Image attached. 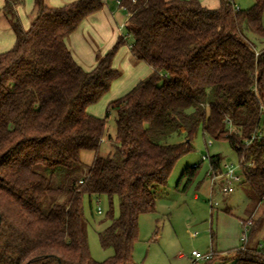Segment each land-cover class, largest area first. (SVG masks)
<instances>
[{"label": "trees", "instance_id": "1", "mask_svg": "<svg viewBox=\"0 0 264 264\" xmlns=\"http://www.w3.org/2000/svg\"><path fill=\"white\" fill-rule=\"evenodd\" d=\"M117 1L129 14L131 54L152 73L110 102L102 118L88 108L120 77L113 62L126 36L90 71L75 60L66 40L104 8V1L52 6L35 0L26 27L18 14L24 1L5 0L2 10L15 42L0 53V264H135L140 217L156 210V190L168 186L179 159L194 151L200 129L211 139L229 142L243 185L257 204L264 203V135L247 143L261 128L264 133V0L246 10L234 0H219L216 8L200 0ZM112 111L115 152L102 157ZM174 135L180 142L169 143ZM83 151L96 157L77 177ZM209 164L211 172L221 170L222 156H210ZM200 168L187 167L178 186L185 181L188 188ZM59 170L68 180L54 186ZM64 193V202L42 211L44 198ZM85 195H106L111 205L114 197L120 200L119 216L111 206L110 224L99 233L101 246L114 250L102 262L91 255ZM249 212L248 220H241H252L244 245L214 251L210 259L193 264H264L259 247L264 240L256 238L262 219Z\"/></svg>", "mask_w": 264, "mask_h": 264}, {"label": "rangeland", "instance_id": "2", "mask_svg": "<svg viewBox=\"0 0 264 264\" xmlns=\"http://www.w3.org/2000/svg\"><path fill=\"white\" fill-rule=\"evenodd\" d=\"M234 1L236 7L243 10L251 8L255 3V0ZM46 3L53 4L51 0H46ZM19 8L23 11L24 18L28 17L26 20L29 25L32 14L28 12V3L24 1ZM122 30L128 44L132 43L134 39L131 35H127L126 25ZM14 41V32L11 30L3 10L0 9V53L10 49ZM128 44L126 45L128 46ZM115 68L119 70L120 76L126 74L127 69L124 65H116ZM128 90L129 88L119 94L109 92L110 94L105 95L100 102L88 108L89 113L102 118L106 117L108 102L119 98ZM116 131V112L112 111L107 117L106 134L101 144L100 156L110 157L114 154ZM231 131L239 132L235 127ZM180 140V137L174 135L169 139V143H178ZM192 144L194 151L179 159L170 175L168 186L156 190V210L140 217L139 240L134 251L135 264H189V261L195 260L191 255L193 251L205 255L212 251L216 252L221 245L229 246V234L235 227L241 244L243 235L241 220H248L249 210H254L256 218L262 219V226L256 238L264 240V203L257 204L256 197L246 185L241 184L229 195L215 192L214 200L219 203V206L212 208L210 205L209 157L220 154L222 167L232 165L238 170V157L229 142L211 139L204 135L200 129ZM95 157V152L83 151L81 163L75 175L83 177ZM197 165H201V168L192 184L185 189V181H182L178 186L183 171L187 167ZM37 170L42 173L47 172L41 166L37 167ZM65 176L62 170L57 171L53 185L57 186L62 181L68 180ZM66 198V193L47 196L41 202V209L48 213L54 204L62 203ZM83 206L91 255L98 262L105 261L114 254V250L101 246L99 233L110 224L108 213L111 206L114 216H119L120 200L117 196L114 197L111 205L106 195L92 197L85 195ZM99 209L101 213H99ZM212 233L215 235L213 241Z\"/></svg>", "mask_w": 264, "mask_h": 264}, {"label": "crops", "instance_id": "3", "mask_svg": "<svg viewBox=\"0 0 264 264\" xmlns=\"http://www.w3.org/2000/svg\"><path fill=\"white\" fill-rule=\"evenodd\" d=\"M23 1H25V3H28V12L31 14L35 5V0ZM102 1H104L105 3L104 8L85 19L80 27L68 37L69 40L68 38L66 40V43L70 48L75 60L81 65L83 69L87 71L92 70L97 63V58L99 56H103L116 43L118 38L123 35L122 29L125 27V25H127V21L129 19L128 12L120 6L117 0ZM51 2L53 3L52 6H61L65 4L67 0H51ZM200 2H202V4L209 8H216L219 6V0H200ZM4 4L5 0H0V9L3 8ZM18 14L23 21V24L27 27L28 22L26 18L28 17L24 18V13L21 8H18ZM133 42L130 44H128L127 42L126 44H128V46L124 45L119 50L117 56L114 59V68L116 65L121 64L124 65L127 70L125 75L121 74V76L113 83L110 93H123V91L128 88L129 92L140 81L146 79L152 73V68L147 63L138 60L132 61L136 60L131 54V45L133 44ZM128 92H125L120 97ZM110 102H108V104ZM249 211L248 213L249 215H251ZM253 218H256L255 213L253 214ZM231 232L229 234V246H227L226 244L225 246L221 245L216 252L224 253L227 250L234 249L240 246L239 239L237 237V228L235 227V229ZM191 260H193V258ZM194 262L195 260L189 261V264H193ZM228 262L219 264L235 263L234 260H231L230 263Z\"/></svg>", "mask_w": 264, "mask_h": 264}, {"label": "built area", "instance_id": "4", "mask_svg": "<svg viewBox=\"0 0 264 264\" xmlns=\"http://www.w3.org/2000/svg\"><path fill=\"white\" fill-rule=\"evenodd\" d=\"M261 112H262L261 113L262 114L261 126H263L264 124V105L261 106ZM263 135H264L263 129L261 128L258 134L253 135L251 140L248 141L247 143H250L252 140L256 138H261ZM239 169L240 171L238 172ZM238 170L236 167L232 165L231 166L225 165L224 167H222L221 170L217 171L216 173H213L211 171L208 173V179L210 183V205L212 208L219 206V203L214 200L215 192H218L222 195H229L233 193L238 186L243 184L244 177H243L240 165H238ZM99 213H101L100 209H99ZM241 224L243 226V235L241 237V242L244 245L247 242L249 233L251 231L252 220L241 222ZM259 247L261 249L264 248L262 244L259 245ZM191 255L195 259V261L202 262V261H206L210 259L214 255V252L212 251V252H209L203 255L197 251H193Z\"/></svg>", "mask_w": 264, "mask_h": 264}]
</instances>
